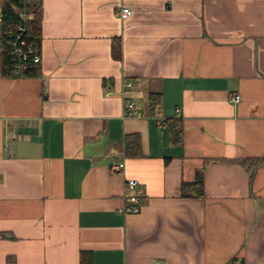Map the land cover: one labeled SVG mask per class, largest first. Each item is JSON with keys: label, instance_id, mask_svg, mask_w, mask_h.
Here are the masks:
<instances>
[{"label": "crops", "instance_id": "obj_1", "mask_svg": "<svg viewBox=\"0 0 264 264\" xmlns=\"http://www.w3.org/2000/svg\"><path fill=\"white\" fill-rule=\"evenodd\" d=\"M41 32L38 75L0 59V264L264 262V163H239L264 157V0H42ZM200 169L205 198L183 197Z\"/></svg>", "mask_w": 264, "mask_h": 264}, {"label": "trees", "instance_id": "obj_2", "mask_svg": "<svg viewBox=\"0 0 264 264\" xmlns=\"http://www.w3.org/2000/svg\"><path fill=\"white\" fill-rule=\"evenodd\" d=\"M29 1V3H28ZM28 7L34 12V18L26 21L31 32H25L24 37L29 42L38 45L41 48L42 41V0H27ZM25 0H5L3 4V15L1 20L0 35V59L1 72L5 76H11L12 61L10 56V47L8 45V36L10 33H16L17 27L25 23L22 11L25 9ZM112 56L116 60L122 59V43L119 38L112 40ZM40 65L29 61L26 64L24 75L36 76L39 74ZM149 108L151 114H154L160 101V94L149 95ZM165 127L168 128L171 139L174 143L182 140L183 121L180 118H168L163 121ZM125 151L128 157L143 156L141 149V139L138 133H130L125 138ZM239 163L249 172L250 180L253 178L254 171L264 163V157L258 158H242ZM181 195L186 198H205V180L204 169L196 171L193 181H183L181 183ZM11 262V261H10Z\"/></svg>", "mask_w": 264, "mask_h": 264}, {"label": "built area", "instance_id": "obj_3", "mask_svg": "<svg viewBox=\"0 0 264 264\" xmlns=\"http://www.w3.org/2000/svg\"><path fill=\"white\" fill-rule=\"evenodd\" d=\"M25 0V9L22 11V16L24 18L25 23L23 25H19L17 27L16 33H10L8 36V45L10 47V56L12 61V71L11 77L15 78H23L24 70L26 64L29 61H32L35 64H39L41 62V48L38 45H35L28 41L26 37H24L25 32H31L32 29L28 27L26 21L34 18V12L31 8L28 7V3L26 4ZM133 15V10L129 6H122L119 11V16L123 20H127ZM128 86L131 85L129 82ZM241 97L238 94L233 95L230 98V101L233 103L240 102ZM125 111L127 116L140 115L141 112L139 108L135 105L134 102H126L125 103ZM124 167V163L115 164L111 167L113 172L120 171ZM138 186V181L136 179H127L125 181V188L128 191H134ZM127 205L120 208L118 212L120 213H137L139 212L138 198L136 195L132 194L127 196ZM152 264H161L159 261H154ZM260 264H264L261 262Z\"/></svg>", "mask_w": 264, "mask_h": 264}]
</instances>
